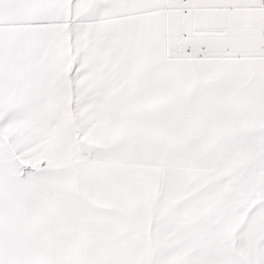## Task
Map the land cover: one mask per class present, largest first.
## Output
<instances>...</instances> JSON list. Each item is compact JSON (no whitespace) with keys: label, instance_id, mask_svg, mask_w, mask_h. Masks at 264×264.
<instances>
[{"label":"snow or ice","instance_id":"snow-or-ice-1","mask_svg":"<svg viewBox=\"0 0 264 264\" xmlns=\"http://www.w3.org/2000/svg\"><path fill=\"white\" fill-rule=\"evenodd\" d=\"M0 264H264V0H0Z\"/></svg>","mask_w":264,"mask_h":264}]
</instances>
